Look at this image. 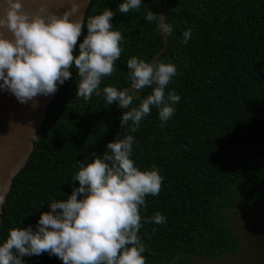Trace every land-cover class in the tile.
Here are the masks:
<instances>
[{"label":"trees","instance_id":"obj_1","mask_svg":"<svg viewBox=\"0 0 264 264\" xmlns=\"http://www.w3.org/2000/svg\"><path fill=\"white\" fill-rule=\"evenodd\" d=\"M122 2L91 0L85 22L105 8L116 12ZM162 5L173 32L166 35L158 62L176 66L165 91L180 96L172 118L162 124L153 107L130 133L120 127L125 109L103 99L95 107L101 98L95 94L88 101L76 97L79 77L73 68L72 78L53 96L28 161L13 178L2 206L0 243L11 228L35 230L48 204L79 186L71 178L81 162H91L109 142L132 134L136 166L156 165L163 177L159 195H148L140 209L142 217L167 218L165 224L144 223L139 232L146 264H188L190 256L216 261L241 250L227 225L229 211L237 204L264 205V0H162ZM148 10L157 13L156 0H142L138 11L126 15L116 12L112 30L122 33L123 51L116 71L102 79L101 91L129 87L127 60L149 62L162 48L157 21L145 19ZM189 28L192 36L184 44ZM150 93L151 88L134 93L138 98L131 107ZM22 259L63 264L47 252Z\"/></svg>","mask_w":264,"mask_h":264},{"label":"clouds","instance_id":"obj_2","mask_svg":"<svg viewBox=\"0 0 264 264\" xmlns=\"http://www.w3.org/2000/svg\"><path fill=\"white\" fill-rule=\"evenodd\" d=\"M4 3L7 8L0 13V90L27 104L37 96L55 95L58 87L72 78L74 68L79 77L76 97L88 101L95 94L106 105L125 109L120 127H129L130 133L139 130L153 107L162 124L172 118L174 105L180 101L175 91H165L177 75L172 63H148L132 57L126 62L131 88L106 86L100 90L102 79L116 71L123 51L124 37L112 30V20L116 12L138 11L142 0H123L116 12L105 8L101 14L88 16L86 22L83 15L72 19L80 12L77 0H68L70 6L62 15L50 10L46 0L35 13L24 11L23 0ZM145 19L158 21L162 33L172 34L165 15L148 10ZM82 35L83 42H79ZM191 36L189 28L183 32L182 43L187 44ZM145 88H151V93L131 107L138 98L133 94ZM133 143L132 134L116 138L106 145L103 155L87 164L81 162L71 178L79 186L73 187L66 199L52 200L35 230L31 226L9 229L0 243V264H24V256L45 252L63 264H146L142 255L146 246L139 232L144 223L165 224L167 218L161 213L142 217L140 209L146 207L148 195H159L163 177L156 165L150 170L136 166L131 158ZM3 203L0 195V205Z\"/></svg>","mask_w":264,"mask_h":264},{"label":"water","instance_id":"obj_3","mask_svg":"<svg viewBox=\"0 0 264 264\" xmlns=\"http://www.w3.org/2000/svg\"><path fill=\"white\" fill-rule=\"evenodd\" d=\"M90 1L77 0L80 5V12L72 19H78L80 15L85 18ZM41 2L42 0H23L24 11L37 12ZM156 2L157 13L163 15L162 0H156ZM46 3L50 10L61 15L70 6L68 0H46ZM6 8L7 5L4 0H0V13L5 11ZM158 23L157 21V28L163 39V46L148 63L158 62L159 57L167 47L166 34L162 33ZM5 34L10 35V33ZM130 88L131 85L126 89ZM53 96H37L34 101L22 104L10 92L0 90V195L4 197V201L11 188L13 178L25 166L35 143L38 142V132L45 120ZM101 100L102 97L95 107L98 106ZM34 103L36 104L35 107L33 106ZM3 204L0 205V221Z\"/></svg>","mask_w":264,"mask_h":264},{"label":"rangeland","instance_id":"obj_4","mask_svg":"<svg viewBox=\"0 0 264 264\" xmlns=\"http://www.w3.org/2000/svg\"><path fill=\"white\" fill-rule=\"evenodd\" d=\"M227 225L240 239L241 250L216 261L188 257V264H264V205H235Z\"/></svg>","mask_w":264,"mask_h":264}]
</instances>
